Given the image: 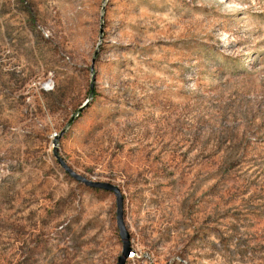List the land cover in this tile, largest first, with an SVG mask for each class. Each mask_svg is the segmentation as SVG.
<instances>
[{"label":"rangeland","instance_id":"rangeland-1","mask_svg":"<svg viewBox=\"0 0 264 264\" xmlns=\"http://www.w3.org/2000/svg\"><path fill=\"white\" fill-rule=\"evenodd\" d=\"M63 164L126 264H264V0H0V264L118 263Z\"/></svg>","mask_w":264,"mask_h":264},{"label":"water","instance_id":"water-1","mask_svg":"<svg viewBox=\"0 0 264 264\" xmlns=\"http://www.w3.org/2000/svg\"><path fill=\"white\" fill-rule=\"evenodd\" d=\"M66 170L73 176L75 179L85 183L88 186L94 187V188H103L108 191H113L116 195V202H117V223L120 229V234L123 241V250L121 255L118 258L117 264H126V259L128 258V255L131 251V242H130V234L126 228V224L124 221V198L120 192V189L107 182H99V181H92L87 179L84 176H81L80 174L74 172L72 169H70L66 164H63Z\"/></svg>","mask_w":264,"mask_h":264},{"label":"bare ground","instance_id":"bare-ground-1","mask_svg":"<svg viewBox=\"0 0 264 264\" xmlns=\"http://www.w3.org/2000/svg\"><path fill=\"white\" fill-rule=\"evenodd\" d=\"M105 3H106V2H105ZM49 81H50V79H49ZM49 81H48V82H49ZM52 85H53V84H52ZM52 85H51V86H52ZM49 87H50V86H49ZM49 87H47V88H49ZM142 254H143V256L146 255L145 252L142 253ZM135 255H136V252H132L131 254L128 255V258H134ZM137 255H138V254H137ZM133 261H134V259H133Z\"/></svg>","mask_w":264,"mask_h":264},{"label":"trees","instance_id":"trees-1","mask_svg":"<svg viewBox=\"0 0 264 264\" xmlns=\"http://www.w3.org/2000/svg\"><path fill=\"white\" fill-rule=\"evenodd\" d=\"M246 63V62H245Z\"/></svg>","mask_w":264,"mask_h":264}]
</instances>
